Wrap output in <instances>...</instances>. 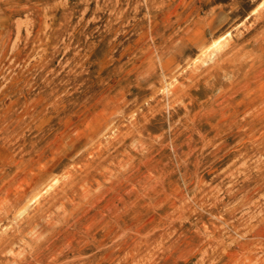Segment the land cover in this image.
<instances>
[{"label": "rangeland", "instance_id": "374dc122", "mask_svg": "<svg viewBox=\"0 0 264 264\" xmlns=\"http://www.w3.org/2000/svg\"><path fill=\"white\" fill-rule=\"evenodd\" d=\"M0 264H264V0H0Z\"/></svg>", "mask_w": 264, "mask_h": 264}]
</instances>
